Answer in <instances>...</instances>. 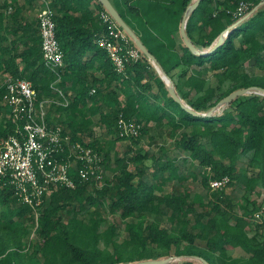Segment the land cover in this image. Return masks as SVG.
Returning a JSON list of instances; mask_svg holds the SVG:
<instances>
[{
	"label": "trees",
	"instance_id": "16d2710c",
	"mask_svg": "<svg viewBox=\"0 0 264 264\" xmlns=\"http://www.w3.org/2000/svg\"><path fill=\"white\" fill-rule=\"evenodd\" d=\"M119 1L120 9L112 3L157 64L145 55L129 61L126 74L117 72L108 52L96 42L105 28L101 0H51L65 54L61 85L70 105L51 109L50 119L100 152L106 174L98 187L72 170L76 186L52 191L38 222L11 185L0 186V264H132L164 259L161 264H264V240L250 233L252 217L261 210L264 216V205L253 201L254 208L244 207L239 214L225 192L237 184L247 193L264 186V101L252 94L220 104L241 88L255 86L252 91L264 92V74L252 75L245 69L253 61L264 71V0H201L189 10L196 0ZM241 1L249 2L250 9L238 15ZM38 7L39 0H0V73L30 80L41 98L53 94L56 76L43 61L38 18L29 16ZM186 12L185 32L198 52L181 33ZM222 34V43L214 49ZM181 66L179 82L184 79L189 88L182 92L173 73ZM206 66L221 71L219 86L205 89ZM227 80L230 86L223 90ZM172 85L180 101L171 93ZM217 90L223 92L218 95ZM193 92L198 94L194 99ZM121 116L141 124L138 136H119ZM152 121L179 134L175 148L181 156H169L164 144L158 155L136 148L143 136L150 135ZM97 124L110 136L107 143L97 139ZM12 131L7 118L0 141ZM119 141H127L122 153ZM244 155L252 156L255 170L250 176L239 165ZM224 176L231 179L228 186L212 190L210 180ZM190 179L204 187L207 202L191 201ZM175 181L182 191L165 192L164 187ZM106 204L125 220V236L118 223L102 228L101 207ZM237 247L246 255L230 254ZM173 249L182 262L169 257Z\"/></svg>",
	"mask_w": 264,
	"mask_h": 264
},
{
	"label": "built area",
	"instance_id": "2783aa9c",
	"mask_svg": "<svg viewBox=\"0 0 264 264\" xmlns=\"http://www.w3.org/2000/svg\"><path fill=\"white\" fill-rule=\"evenodd\" d=\"M39 1L42 57L56 76L51 83L53 94L40 98L33 83L25 78L5 76L0 81V102L13 125V131L0 141V186L11 185L18 200L32 209L37 222L52 191L76 186L72 170L81 180L96 185L103 183L106 174L100 152L74 139L64 124L50 119L51 109L68 107L70 99L61 85L65 54L56 33V11L51 0ZM249 9L250 3L241 1L235 13L242 15ZM100 19L105 28L96 35V42L108 52L116 71L126 74L127 63L143 59L145 54L108 9L100 12ZM95 91L93 88L92 93ZM140 128L135 119L119 118L121 137H136ZM230 181L229 176L212 178L210 186L220 190Z\"/></svg>",
	"mask_w": 264,
	"mask_h": 264
},
{
	"label": "rangeland",
	"instance_id": "374dc122",
	"mask_svg": "<svg viewBox=\"0 0 264 264\" xmlns=\"http://www.w3.org/2000/svg\"><path fill=\"white\" fill-rule=\"evenodd\" d=\"M20 1L23 2V0H20ZM112 1L120 9V1L119 0H112ZM38 9H39V7L34 11H31V12L29 11L30 18L37 17ZM130 20H131V24L133 25L134 24L133 20L132 19H130ZM136 21L137 20H135V22ZM262 38L264 39V35H262ZM183 68L184 67L181 66V67H179L173 71L175 81L179 82V75H181ZM155 69L160 74L159 67L155 66ZM245 69L247 70V72H249L252 75L264 74V71L257 68L254 65L253 61H251L245 67ZM202 70H203V75L207 78L205 89L208 87L219 86V79H220L219 74L221 71H214V70L210 69L208 66L203 67ZM4 79H5V75L0 73V81L3 82ZM183 81H184V79H182L181 83L179 82V87H180L181 92H182V90H188L189 89L188 87L184 86ZM165 82L168 83L169 81L167 79H165ZM229 86H230L229 80L225 81L222 84L223 90H226ZM155 91H157V86H155ZM222 92H223L222 90H217L218 95H220ZM252 94L260 96L262 98V100L264 101V92H262V91L249 90L240 96H249ZM197 95L198 94L196 92H193L191 97L194 99ZM6 116H8L7 112H6ZM96 121H97V118H96ZM0 122H1V116H0ZM150 126H151L150 135L143 136L140 143L138 145H136V148H142L143 151L151 150L150 155H152V153H155L156 155H158L159 154L158 153L159 147L164 144L167 148H169V153H168L169 156H181V153L179 152V150H177L175 148L176 140H177V138H179L178 133H175L172 130V128L170 126H168L167 124H164L160 128V127L156 126L155 122L152 121L150 123ZM95 131H96V137H97V139H99V141L107 143L108 140H110V136L105 132V130L99 124L95 125ZM126 143H127V141H121V142L119 141L116 144L119 152L122 153L124 151ZM112 152L114 153V151H112ZM251 157H252L251 155L242 156V158L240 160V164H239L240 168L244 170V173L247 176L252 175L253 171L255 170L253 168L254 164L252 163ZM146 163L150 166H153V162L151 160H147ZM107 175L108 176L111 175L110 171L109 172L107 171ZM103 183H104V181H103ZM103 183L102 184L99 183L97 186L101 187L103 185ZM187 183L189 184V186L192 183L194 184L193 187H191L192 188L191 201H195L197 203L208 201L209 196L206 193L204 187L200 184V182L195 183L192 181V179H190ZM185 188H186V186H185ZM164 189H165V192H172L174 190L182 191L181 184L178 181H175L174 184L166 186ZM225 192L227 193L229 198L232 199V201L236 207V212L239 214H242L245 211L244 207H248L249 210L254 208L253 201H256V202L264 205V186L262 184H260L257 187V189L252 193H249V192L244 193L243 192V194H241V192H239L238 189H233L232 187H227ZM101 211H102L103 216L105 218V220L102 223V228L104 229L109 224H112L114 222L118 223L121 227V229H120L121 233L123 234V236H125V234H126V232H124L125 220L120 216V214L117 213V214L113 215L111 213L109 204H106L103 207H101ZM252 219H253V223H252V227L250 229L251 235L259 234V238L264 240V227L262 226V222L264 220L263 211L261 210V211L254 213ZM166 224L169 225L167 222H166ZM32 236L35 237V234H32ZM123 236L121 237V239L123 238ZM230 254H232L235 257H240V256L246 255L245 251L240 247L231 249ZM169 257H171V258L174 257V259L179 260V262H182L184 260L183 257H181V258L175 257L174 249L171 251V255ZM37 258H38V260L41 259V257H37Z\"/></svg>",
	"mask_w": 264,
	"mask_h": 264
},
{
	"label": "water",
	"instance_id": "95a60500",
	"mask_svg": "<svg viewBox=\"0 0 264 264\" xmlns=\"http://www.w3.org/2000/svg\"><path fill=\"white\" fill-rule=\"evenodd\" d=\"M101 2L103 3V5L106 7V9H108L112 15L115 17V19L124 27V29L129 33V35L131 36V38L135 41V43L140 47V49L144 52V54L146 56H148L155 64H157V59L155 58V56L146 48V46L143 44V42L141 41V39L138 37V35L136 34V32L126 23V21L123 19V17L121 16V14L119 13V11L115 8L114 4L112 3L111 0H101ZM201 2V0H196L194 3H192L189 9H194L196 8L199 3ZM256 9V8H255ZM254 9V10H255ZM187 16V12L184 15V20L182 22V26H181V33L182 36L185 40V42L188 44V46L196 51L197 48L189 41V39L187 38L186 32H185V18ZM223 41V34L220 36L219 42L217 43V45L214 47V49H216ZM168 78V77H167ZM165 78V79H167ZM170 83L172 84V81H170ZM256 87H249V88H241L238 89L237 91L231 93L230 95H228L226 98H224L223 100L220 101V104L223 102L229 103L232 100H234L235 98L239 97L240 95L246 93L249 90L255 89ZM171 93L173 94L174 98L177 101H180V97L175 89V87L172 85L170 87ZM184 107L186 109H188L189 111H191L192 113L198 114L195 111H193L190 107L184 105ZM211 113V112H210ZM209 113V114H210ZM167 260H142V261H138L132 264H161L166 262Z\"/></svg>",
	"mask_w": 264,
	"mask_h": 264
},
{
	"label": "crops",
	"instance_id": "0c3cea01",
	"mask_svg": "<svg viewBox=\"0 0 264 264\" xmlns=\"http://www.w3.org/2000/svg\"><path fill=\"white\" fill-rule=\"evenodd\" d=\"M6 112L8 113L7 108L3 104H1V102H0V116H1L0 128L2 127L3 122L8 118V116H6ZM232 188L233 189H238L239 192H241V194H243V192L245 193V191L243 189V186H241L240 184H237L236 186H233Z\"/></svg>",
	"mask_w": 264,
	"mask_h": 264
}]
</instances>
